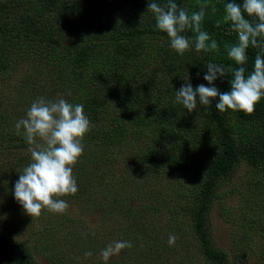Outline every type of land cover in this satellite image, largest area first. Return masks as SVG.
I'll list each match as a JSON object with an SVG mask.
<instances>
[{"label": "trees", "instance_id": "16d2710c", "mask_svg": "<svg viewBox=\"0 0 264 264\" xmlns=\"http://www.w3.org/2000/svg\"><path fill=\"white\" fill-rule=\"evenodd\" d=\"M223 1L225 4L243 3V0ZM152 2L163 5L167 0H0V71L9 65L8 55L1 50L7 39L12 46L37 56L38 60L46 57V61H52L58 71L53 80L63 88H70L63 91L67 101L82 104L91 124L82 143L91 149L93 159H88L84 153L81 156L86 172L80 180L90 182L92 179L99 183L108 172L110 161L118 157L121 161L125 159L127 170L124 177L108 188L107 198L112 209L117 207L124 219L135 214L145 216L143 212L148 211L165 212L169 218L164 221L168 227L164 229L173 228L174 235L185 228L192 230L198 238V253L208 262L238 264L236 257L214 245L207 220L213 203L223 199L225 181L241 162L251 171L241 182L247 196L245 198L244 192L240 205L245 208L243 211L248 209L249 214H257L261 209L259 202L264 196V97L250 115L232 110L219 112L215 108L217 97L207 109L201 106L205 110L204 125H192L181 113L182 104L177 103L174 96L163 99L158 86L146 84V79L132 80V73L143 71L142 67H159L167 73L173 70L174 63L168 59L165 62L164 47L155 41V45L148 48L147 36L150 34L169 39L166 33L156 28L154 14L147 10ZM173 2L185 9L181 0ZM90 11L96 13L91 15ZM141 15L147 19L139 21ZM201 29L210 35L209 44L215 40L222 47L193 56L189 67L190 83L193 89L200 84L209 86L203 79L206 66L209 63L223 64L228 74L214 81V86L220 92L230 91L231 72L239 66L229 58L228 49L231 44L238 43V34L228 30L231 23L219 22L207 10ZM182 35L191 40L196 33L188 29ZM66 36L73 39L63 47L61 44L66 41ZM169 43L167 41L166 46ZM61 48L64 50L60 51ZM257 51L252 47L247 49L246 75L254 69ZM168 56L173 53L168 52ZM132 65L140 69H133ZM196 72L200 75H195ZM66 78L74 79V83L67 84ZM6 109L8 107L0 103V128L3 121L11 122ZM10 127L11 124L8 129H0V151L29 147L23 134L17 135ZM143 130L148 132L144 144L141 143L144 140H138ZM113 152L114 156L110 157ZM104 164L105 170L101 171ZM258 171L262 174L259 175ZM175 181L185 184L180 186L181 191L168 184ZM158 192L160 195L157 196ZM172 193L175 194L172 197L174 203L163 208L168 205L166 202ZM135 196L143 201L139 213L126 209L129 205L124 203ZM182 235L185 241L186 235ZM155 236L159 240L158 229ZM151 238L152 228L146 231L144 242ZM245 239L246 233L240 238L241 246L235 245L232 254L245 252L248 246ZM178 241L180 239H176L175 244H180ZM135 242H139L138 235ZM152 247L147 244L141 248L145 258L152 255ZM0 264H33L26 244L14 239L10 230L1 224Z\"/></svg>", "mask_w": 264, "mask_h": 264}, {"label": "rangeland", "instance_id": "374dc122", "mask_svg": "<svg viewBox=\"0 0 264 264\" xmlns=\"http://www.w3.org/2000/svg\"><path fill=\"white\" fill-rule=\"evenodd\" d=\"M182 6L191 15L192 12L199 11L202 4H206L208 14H212L219 22L231 23L225 20L226 4L223 0H181ZM82 9L85 7L80 6ZM98 11V10H97ZM96 11H90V14H95ZM145 15V14H143ZM139 16L138 20L147 19V16ZM8 30V27L4 28ZM231 31V29H228ZM163 36V35H162ZM159 34L149 35L150 45H155V41L161 47H164L166 52L163 54L165 62L171 60L173 70L167 73V70H160L159 67L148 68L142 67L141 72L131 75V79H139L145 81L146 84H154L161 88L160 93L163 99H169L176 95L182 85L190 83L192 80L189 72L191 62L197 53L193 47H190L183 56L179 55L170 46H166V39ZM73 38L71 36L65 37V42L61 45L66 47L71 43ZM7 43L3 44L2 51L8 55V67L4 71H0V103L7 106V113L11 120L9 123L2 122L1 130L9 128L15 129V123L26 116L27 110L30 108L33 101L38 97H43L47 100H55L62 97L65 100L66 95L63 91L70 89L69 87L58 85L55 80L58 76V71L54 67L52 61L45 59L38 60L36 57L23 52L8 39ZM233 46V44H231ZM222 47V45L218 46ZM64 50V49H60ZM175 51V55H174ZM168 52H172L173 56H168ZM164 62L162 58L161 63ZM176 62V64H175ZM151 65V63H149ZM148 66V65H147ZM133 69H140L135 65L131 66ZM8 69V70H7ZM148 72V73H147ZM149 73H152L151 76ZM195 75H200L196 72ZM67 84H73L74 79H67ZM166 81H169L166 84ZM165 89L164 92L163 89ZM181 113L185 114L187 121L192 125L204 121V108L198 105L197 110L188 112L183 105L180 108ZM208 132V130H206ZM180 134V130L178 131ZM148 132L143 130V133L138 140H144L148 137ZM138 135L134 134L133 136ZM211 136L210 132L207 134ZM132 136V137H133ZM6 144V140H2ZM144 141H141L144 144ZM89 147L84 146V154L88 159H93V154H90ZM113 154H109L113 157ZM83 157V155H82ZM116 160V161H115ZM110 161L108 172L103 180L95 183L92 179L80 180L86 172L84 167V158H79L78 162L73 168V175L77 181L78 192L73 195L59 197L68 202L69 208L63 214H57L43 209L39 217H31L23 209L14 197V185L19 179V173L23 171L31 162L28 147L24 149H14L8 151H0V224L10 230V234L14 239L24 242L29 249L33 264H104L101 258V250L106 248L114 241H130L131 248L123 249L118 255L109 259L107 264H211L204 257L198 253V238L192 230L187 228L182 229L183 232H177L175 236L180 239V244L169 246L168 237L175 230L164 225L169 214L163 212H143L145 216H131L129 219H124L119 213V209L110 204L108 199V188L113 182L120 181L126 173L127 166L125 159L120 160V157ZM87 162V161H86ZM88 166V163H87ZM105 164L101 171L105 170ZM250 168L241 162L234 170L229 180L225 181L223 185L225 192L222 200H216L208 216L207 225L208 233L210 234L213 243L220 249L226 251L231 257L237 258L238 264H264V196L261 197V209L257 214L248 213L243 204V193L245 198L247 196L245 185L241 182L245 180V176L250 172ZM258 174H262L258 171ZM111 179V180H108ZM263 185H264V179ZM164 185V180L161 181ZM172 188L181 191L185 184H178L176 181L168 183ZM161 185V184H160ZM162 185V186H163ZM159 187V184H156ZM170 189L169 186H167ZM116 189H118L115 186ZM233 188V189H232ZM115 189V191H116ZM264 189V188H263ZM164 190V189H163ZM131 191V188L129 189ZM229 193L225 196L226 192ZM160 195L158 192L157 196ZM174 193L168 196L163 208L174 203L172 197ZM112 201V199H111ZM124 203L129 206L132 212L139 213V207L143 201L139 198L132 197ZM245 203L247 204L246 200ZM248 206V205H247ZM225 208V209H224ZM122 209V208H121ZM224 209V210H223ZM181 216V215H180ZM160 227L163 230H160ZM152 228V238L149 242H144V235L146 231ZM158 229V238L155 239L156 231ZM243 231L246 233V242H248L245 252L233 253L235 245L241 246L240 238H242ZM87 234V235H85ZM182 234L186 235L184 237ZM138 235L139 242H135V237ZM237 242V243H236ZM136 243V245H135ZM151 244L152 252L149 259L145 258L141 248L144 245ZM92 252L91 257H85V252Z\"/></svg>", "mask_w": 264, "mask_h": 264}, {"label": "clouds", "instance_id": "9594fccd", "mask_svg": "<svg viewBox=\"0 0 264 264\" xmlns=\"http://www.w3.org/2000/svg\"><path fill=\"white\" fill-rule=\"evenodd\" d=\"M206 7L202 4L199 11L189 15L173 0H167L163 5L149 3L147 10L154 14L156 28L169 37L171 48L183 56L193 46L197 53L218 49L217 42L211 40L209 44L210 35L201 29ZM225 20L231 22V31L238 34V43L228 49L229 58L239 66L231 72V90L220 92L214 86V81L225 77L228 69L223 64L209 63L203 77L209 86L200 84L193 89L191 83H185L175 92V101L188 112L197 110L198 105L207 109L211 101L218 97L215 108L219 112L232 110L250 115L264 97V0H243L242 5L227 3ZM188 29L196 33L191 40L182 35ZM249 47L258 51L254 69L246 75ZM90 129L83 105L69 103L62 97L55 100L38 97L26 116L15 123L16 134H23L29 145L31 162L19 173L14 197L28 215L39 217L43 209L57 214L67 211L68 202L59 197L74 196L78 192L73 168L83 155L82 141ZM176 239L170 234L169 246L174 245ZM131 247L130 241H114L102 249L100 255L107 264L111 257ZM84 255L91 257L92 252H85Z\"/></svg>", "mask_w": 264, "mask_h": 264}]
</instances>
